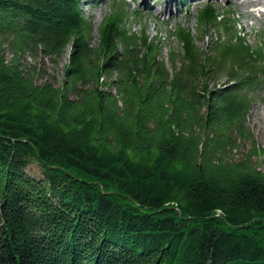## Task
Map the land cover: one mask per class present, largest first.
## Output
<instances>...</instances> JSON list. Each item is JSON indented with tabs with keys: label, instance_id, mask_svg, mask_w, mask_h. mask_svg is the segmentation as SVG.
Instances as JSON below:
<instances>
[{
	"label": "trees",
	"instance_id": "trees-1",
	"mask_svg": "<svg viewBox=\"0 0 264 264\" xmlns=\"http://www.w3.org/2000/svg\"><path fill=\"white\" fill-rule=\"evenodd\" d=\"M84 1L0 0V264H264V150L229 158L253 140L264 47L208 5L219 36L179 27L166 60Z\"/></svg>",
	"mask_w": 264,
	"mask_h": 264
},
{
	"label": "rangeland",
	"instance_id": "rangeland-1",
	"mask_svg": "<svg viewBox=\"0 0 264 264\" xmlns=\"http://www.w3.org/2000/svg\"><path fill=\"white\" fill-rule=\"evenodd\" d=\"M208 5L215 8L222 17H229L234 23L231 32L225 34L227 38L237 32L252 46L264 47V14L257 16L255 13L256 18L250 17L244 7H238L228 0H85L83 9L98 29L116 8H123L127 14L126 29L138 36L146 34L151 41L159 43L162 46L163 58L168 60L170 51L178 49V39L172 36L179 27L190 28L201 46L211 44L212 39L219 36L218 25H213L206 32H203L199 25V12ZM96 37L98 38V31ZM11 58L12 55L9 53L8 59ZM22 60L25 65L37 66L40 69L41 81L49 80L57 85L61 82L63 63L56 66L44 55L39 58L26 55ZM248 123L253 140H240L238 148L229 152V158L243 159L253 147L259 151L264 150V89L254 94ZM29 169L37 175L40 174L37 162H33Z\"/></svg>",
	"mask_w": 264,
	"mask_h": 264
},
{
	"label": "bare ground",
	"instance_id": "bare-ground-1",
	"mask_svg": "<svg viewBox=\"0 0 264 264\" xmlns=\"http://www.w3.org/2000/svg\"><path fill=\"white\" fill-rule=\"evenodd\" d=\"M200 1H203V0H200ZM228 1L233 4H236L238 7H244V8L247 7L249 10V5H248L249 2L247 0H228ZM260 5L264 8V0L253 1L251 6L256 8L257 6H260ZM247 15L250 17L251 16L255 17L252 11L247 12Z\"/></svg>",
	"mask_w": 264,
	"mask_h": 264
}]
</instances>
